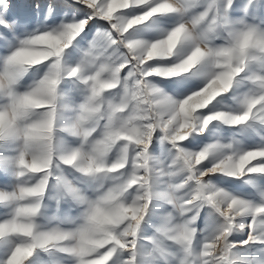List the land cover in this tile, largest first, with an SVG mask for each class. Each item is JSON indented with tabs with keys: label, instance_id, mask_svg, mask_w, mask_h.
<instances>
[{
	"label": "snow or ice",
	"instance_id": "1",
	"mask_svg": "<svg viewBox=\"0 0 264 264\" xmlns=\"http://www.w3.org/2000/svg\"><path fill=\"white\" fill-rule=\"evenodd\" d=\"M75 2L89 9L91 14L86 19L64 23L59 28L27 33V38L22 39L19 46L11 52L3 71H0V95L8 99L5 107L0 108V141L14 140L20 144L16 155L0 157V163L13 169L20 178V184L15 190L0 192V204L12 208L10 218L0 222V225H3L0 241L9 237L18 239L10 255L0 258V264H30L31 258L39 251L52 250L76 258V264H142L143 259L146 258L138 250V241L149 210H143V215L138 214L135 219H132V212L129 211L126 217L123 215L120 217L123 219L120 227L112 228L111 225L118 220L114 217V210L109 206L111 193L92 201L91 215L75 232L43 234L33 229L30 235L25 236L18 230L22 223L21 217L33 214L21 212L19 209L29 200L36 199V193H43L48 187L43 184L37 187L35 182L28 183L23 178L29 176L46 178L49 183L53 168L56 167L54 162L45 172L34 170V166L45 155L43 150L37 151V148L43 149L50 138L53 126H58L61 97L58 93L59 86L53 83L45 90V106L37 109L33 106L32 100L41 91L40 89L18 94L14 86L28 71V65L21 61L17 53L45 43L41 39L45 36L62 38L76 35L77 40L81 34H85L82 39L87 40L90 32L88 25L93 19L105 22L110 26V30H97L87 50L83 52V58L75 67L76 75L72 79H79L84 84L87 95L78 107L80 119L72 130L87 129L95 122L96 132L91 139H99L102 143L96 146L92 154L93 164L103 158L109 150H114L112 145L118 139L120 130L135 140H142V144L134 146V151L131 150L133 146H130L127 169L134 172L137 177H144L150 187L154 182H159L162 188L167 187L166 196L173 204L176 203L173 191L180 190L171 183L173 177H179L185 188L191 190L193 197L192 204L185 203L178 206L183 217L174 224H166L163 236L155 229V235L148 241L152 245V252L148 255L154 262L163 261V264H168L167 258L171 255L168 247L174 244L180 246L184 253L179 264H249L238 257L234 249L259 246V250L264 251V190L259 191V201L253 203L241 196L216 188L208 180L213 175L219 174L251 184L252 181L245 179L246 177L264 176V136L260 138L262 142L251 149H245L239 141L234 140L231 143H210L199 151H187L183 147L184 142L194 133L202 134L208 129L204 121L217 112L218 101H214L208 108L192 112L183 105V101L201 87L182 99H174L151 83V79L179 78L198 65L212 60L217 66L213 76L228 83L227 90L222 94L229 93L234 82H237L242 74H246L252 61L264 64V30L255 24L245 22L251 10L253 12L251 18L264 24V0H247L243 7H236L235 0H225L222 11L213 4L190 24L180 23L164 38L151 43L130 41L125 34L134 26L147 22L155 16L183 13L189 6L185 0H75ZM36 8H39L38 4ZM12 9V0H0V38L9 35L15 38L18 30L27 27ZM51 10L49 5V12ZM126 10H138L140 14L125 19L122 14ZM232 11L243 13L244 18L237 26H233L227 20L228 14ZM209 18L211 24L207 33L214 32L216 27H223L226 32L221 46H210L207 33L198 35L195 32L197 25ZM185 43H191L192 48L181 58L178 49ZM165 45L175 47V54L167 57L156 55L157 50ZM121 46L127 49V55L117 63L113 58V50ZM189 56H192L195 62L191 70L179 76L173 75L174 65L187 60ZM165 60L170 63L167 65L160 63ZM246 78L256 90L242 98V111L237 114L225 111L220 122L230 127H251L250 122L264 126V74H251ZM117 80L119 89H110L109 84ZM176 84L178 87L183 86L180 80H177ZM113 91L121 94L122 99L120 105L113 107L112 120L120 119L115 109L123 105H127L128 119L121 123V128L116 133L110 131L108 135H104L109 113L104 106L98 108L97 101ZM33 111L45 114V119L39 122L30 120L29 114ZM156 134H160L162 143L167 142L171 145L169 155L160 160L150 155ZM85 135H87L86 131L81 135V139ZM125 144H129V141L120 140L115 148L118 149ZM220 153H224L223 157L217 158ZM72 155L80 156V153L76 152ZM205 156L209 159L204 160ZM198 158L201 160L200 163H197ZM66 159L70 161L71 156ZM65 166L71 168L70 163H66ZM209 171L211 175L201 180V175ZM79 173L83 176L87 173L92 178L98 175L92 170L91 165ZM57 181L72 199L78 201L86 199L82 191L67 179L58 177ZM150 205L151 203L149 207ZM205 206L214 210L222 223L210 237L205 239L199 251H194L193 243L198 235L196 220L199 211ZM191 227L196 228L195 233L192 232ZM245 230H247L246 240L239 244L230 240L234 231ZM52 235L66 236L68 239L63 241L62 246L56 245L49 239ZM18 248L26 250L28 254H18Z\"/></svg>",
	"mask_w": 264,
	"mask_h": 264
},
{
	"label": "rangeland",
	"instance_id": "2",
	"mask_svg": "<svg viewBox=\"0 0 264 264\" xmlns=\"http://www.w3.org/2000/svg\"><path fill=\"white\" fill-rule=\"evenodd\" d=\"M247 0H235L236 7H243ZM189 5L187 10L183 13L177 12L164 16H155L147 22L134 26L125 35L130 41H142L151 43L155 40L164 38L169 31L180 23L190 24L202 12L208 10L213 4L217 9L223 10L225 0H185ZM13 13L19 15L21 19L27 24L26 28L18 30L15 38L6 36L0 38V71H3L7 57L14 51L22 39L27 38V33H32L37 30H51L59 28L64 23L77 22L86 19L91 13L90 10L82 4L76 3L75 0H12ZM39 8H36V5ZM49 5H51V12H49ZM140 14L138 10H126L122 15L125 19L131 18L133 15ZM253 12L250 10L249 16L245 19L246 23L255 24L264 30V24L259 20L254 21L251 16ZM211 13L209 16L211 17ZM244 18L243 13L239 11H232L228 14L227 20L233 26H237L239 21ZM211 24V19H206L197 25L196 34H205ZM90 32L88 39L83 40L85 34H81L74 41L73 45L66 50L62 59L64 67H76L83 58V52L87 50L89 43L94 37L97 30L109 31L110 26L105 22L93 19L89 25ZM210 46H221L224 43L226 32L223 27H216L214 32L207 33ZM191 43H185L180 46L178 52L183 55L191 51ZM127 55V49L118 47L113 50V58L119 63L124 56ZM176 59V58H173ZM167 65L170 61L165 60L160 62ZM43 70H47L46 66H37ZM127 69H125V72ZM213 71V68L204 62L198 65L189 73L184 74L179 78H152L151 83L162 89L167 95L174 99H182L185 95L192 91L198 90L206 83L208 74ZM251 74H264V64L259 61H252L246 74H242L237 82H234L233 88L227 94H222L217 98V111H231L237 114L241 109V100L246 94L254 92L256 89L251 82L246 78ZM42 72L36 69H29L17 81L14 90L18 94L30 91L31 88L38 82ZM183 82V86L178 87L176 81ZM58 93L61 97L60 110L58 114V126H65L70 124L78 114V107L84 102L87 95L85 87L76 79H65L61 82L58 88ZM106 98L112 99L113 95L107 94ZM119 96H116L118 100ZM8 99L4 95H0V108L5 107ZM249 126L230 127L221 122L214 121L209 125L208 129L201 133H194L187 141L184 142L183 147L187 151H199L210 143H231L232 141H239L245 149H251L254 145L261 143V137L264 136V126L258 124ZM58 139L63 142L67 149L76 148L80 146V139L69 136L65 132L58 131L56 133ZM236 145H234L235 147ZM20 144L14 140L0 141V157H10L18 153ZM171 145L167 142H161L160 134H156L151 148L150 155L160 160L169 155ZM174 151V150H173ZM117 150L114 149L109 155V160L115 159ZM130 171V169H127ZM67 179L75 187H78L84 195L88 198H95L97 191L100 189V184L90 178L84 177L79 172L67 166H60V168H53V174L49 179L48 187L45 195L41 201V214L37 217V223L42 230H47L51 227H60L63 230H74L81 222L82 207L78 206L74 199L68 196L63 187L58 184L57 178ZM245 179L252 181L251 184L244 183L243 180L221 176L219 174L213 175L208 182L216 188L227 191L233 195L241 196L250 200L253 203L259 201V191L264 190V176H250ZM23 180L28 183L35 181L29 177H24ZM182 182V181H181ZM108 182H105L107 184ZM20 184V178L17 177L15 171L11 168L5 167L0 163V192H11ZM171 206L164 201L154 200L149 207L148 214L142 224L140 239L138 241L139 252L146 257L142 264H163V261H153L148 254L152 252V245L148 242L155 235V229L160 222L162 215L171 212ZM12 212L11 206L0 204V222L10 218ZM222 223L218 214L205 206L199 211L196 228L198 235L193 243L194 251H199V248L205 242V239L210 237L219 224ZM247 239V230L244 232L234 231L230 237L233 243ZM18 242L16 237H9L6 240L0 241V258L10 255L12 247ZM174 247V248H173ZM168 251L171 255L167 258L168 264H179L183 259V250L178 245L170 244ZM234 252L241 259L249 262V264H264V251L259 250V246L238 247ZM126 256V254H124ZM139 259V258H138ZM177 260V261H176ZM30 264H76V258L67 253L39 251L35 254Z\"/></svg>",
	"mask_w": 264,
	"mask_h": 264
},
{
	"label": "clouds",
	"instance_id": "3",
	"mask_svg": "<svg viewBox=\"0 0 264 264\" xmlns=\"http://www.w3.org/2000/svg\"><path fill=\"white\" fill-rule=\"evenodd\" d=\"M45 43L35 45L31 50L22 51L17 53V56L21 61L28 65L29 69H36L38 72H42L41 77L38 82L31 88L30 91L35 89H40L41 91L32 100L33 106L37 109L45 106V90L50 87L53 83L57 86L61 84L63 80L72 79L76 75L75 67H64L62 64V59L68 50L76 40V35H69L62 38L45 36L41 37ZM176 49L172 45H165L159 50H157L156 55L158 56H169L170 54H175ZM55 58V59H54ZM51 61V63H49ZM194 60L192 56H189L187 60H182L180 63L174 65L175 72L173 75H182L185 72L191 70L194 66ZM207 63L213 68L208 74V79L206 83L200 88L199 91L192 93L183 101V105L192 112H197L201 109L208 108L212 105L218 97L224 93L228 88V83L226 80H221L219 77H214L213 74L216 72L217 66L214 65L212 60L207 61ZM37 66H46V71ZM27 72V71H26ZM80 84H84L79 80ZM110 89H119V81L109 84ZM113 95L112 99L102 97L97 101V107L104 106L106 111L109 113V120L106 128L104 129V135H108L109 132L116 133L121 128V123L128 119L126 115L127 105L116 107L115 111L119 115L120 119L113 121L111 118V113L114 106L120 105L122 96L118 92H111ZM119 96L118 100L116 96ZM225 111H217L213 116H209L205 119V127H209L214 121L220 122L224 117ZM29 119L34 122H39L45 119V114L33 111L29 114ZM80 119L79 114L76 115L75 119L65 126H53L50 138L47 140L46 145L41 148H37V151L43 150L45 152L44 157L39 161L37 165L34 166V170L37 172H45L47 168L51 167L55 162L56 168L60 166H65L66 163H70L71 168L77 172L84 171L90 165L92 170L97 173L94 178L89 177L87 173L84 175L86 178H90L93 181H97L100 184V189L98 190L95 198H88L84 201L74 200L78 206L82 207L81 222L80 224L71 231L63 230L60 227H51L47 230H42L40 225L37 223V217L41 214V201L45 195L43 193H36V199L29 200L26 205H24L19 211L24 213H33L32 215H24L21 217L22 223L18 230L23 235H30L35 229L36 231L43 234H57L61 232H75V230L82 225L86 219L91 215L93 210L92 201L96 199H101L105 197L108 193L112 194V199L109 201V206L114 210V217L118 220L117 223L111 225L112 228H119L123 223V219L120 217L123 215L127 216L129 211L132 212V219H135L138 214L143 215V210H149V203L152 204L154 200L164 201L166 204L171 206L172 211L165 215H162L160 222L156 227V230L160 232L163 236V229L166 224H174L181 217L183 213L178 207L181 204H192L193 197L191 196V190L185 188L184 184L181 182L179 177H173L171 183L175 184L179 191H173V196L176 198V203L173 204L172 200L166 196L168 191L167 187H161L159 182H154L150 187L149 182L144 177H137L134 172L127 170L128 156L130 154V146H133L131 150L134 151V146L142 144V140H135L133 137L129 136L126 132L120 130L118 131V139L113 142L112 149H116L115 145L119 144L120 140H128L129 144L122 145L116 152L115 159L109 160V155L113 150H109L103 156V158L95 161L93 164L92 154L96 146L102 141L99 139H91L93 133L96 132L95 122L90 124L87 129L73 131L74 125ZM58 131L65 132L69 136L77 137L80 139L81 143L79 147L67 149L63 142L60 141L56 135ZM87 133L83 139L81 135L83 132ZM87 142V143H86ZM86 145V146H85ZM79 152L80 156L72 155L73 153ZM224 153L218 154L217 158H222ZM71 156V160L68 161L66 158ZM209 157L205 156L204 160H208ZM201 160L198 158L197 163ZM142 167V166H141ZM116 174V175H112ZM211 172L203 173L200 177L204 180L206 176H210ZM30 179L35 180L36 186L48 185L46 178L31 177ZM143 180V183L140 181ZM105 182H108L105 184ZM138 185V187H137ZM3 230V225H0V231ZM193 233L196 232L195 227H191ZM49 239L56 245H63V241L68 239L66 236L62 235H52ZM17 253L28 254L26 250L17 249Z\"/></svg>",
	"mask_w": 264,
	"mask_h": 264
},
{
	"label": "bare ground",
	"instance_id": "4",
	"mask_svg": "<svg viewBox=\"0 0 264 264\" xmlns=\"http://www.w3.org/2000/svg\"><path fill=\"white\" fill-rule=\"evenodd\" d=\"M174 248V247H173ZM177 261V260H176Z\"/></svg>",
	"mask_w": 264,
	"mask_h": 264
}]
</instances>
